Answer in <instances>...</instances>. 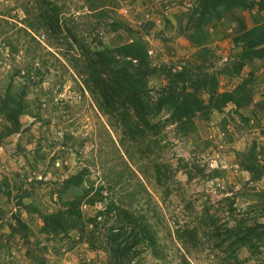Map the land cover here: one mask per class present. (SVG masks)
<instances>
[{
    "label": "rangeland",
    "instance_id": "obj_1",
    "mask_svg": "<svg viewBox=\"0 0 264 264\" xmlns=\"http://www.w3.org/2000/svg\"><path fill=\"white\" fill-rule=\"evenodd\" d=\"M47 1L59 8L64 24L62 35L49 41L41 29H34L39 11L36 7L44 9L43 0H0V97L9 87L14 91L26 87L24 102L28 105L20 117L19 134L0 142V264L107 263L109 256L93 249L95 242L88 232L91 225L56 240L40 231V217L61 208L58 197L65 181L82 168H87L88 174L83 190L92 187L89 196L107 182H115L116 174L127 172L126 181L112 187V193H104L105 203L82 206L85 220L104 210L106 203L117 204L126 187L141 185L151 202L147 205L146 199L142 200L137 211L146 213L153 224L156 252L165 264H222V254L214 243L202 238L209 231L200 226L206 209L210 215L215 214L218 225L232 226L238 220L247 226L264 225V206L259 204L264 201V176L252 181L240 167L241 157L250 151L264 164V59L244 67L237 78L218 77L219 92H231L252 73L248 107L228 105L212 115L208 123H197L198 132L187 138L179 137L175 126H167L162 133L164 150L157 153L153 149V154L141 161L136 153L131 162L119 147V131L109 125L85 88L84 76L66 61L69 57L79 59L76 50L64 46L66 29L73 28L77 38L93 47L98 41L102 46L114 40L117 44L118 34L105 28L116 20L144 39L152 67L174 65L173 70L178 71L192 62L194 49L178 34L172 15L191 10L195 0H135L133 5L131 0H112L114 5L108 7L102 22L105 27L99 25L100 30L89 11L90 0ZM249 1L255 4L253 12L257 11L261 0ZM251 13L226 15L223 27L212 25L208 29L214 56L212 71L223 70L240 51L235 47L237 36L252 27ZM259 16L264 21V10ZM27 22L34 24L32 29ZM148 86L157 89L165 86V81L151 79ZM3 124L0 116V131ZM156 164L167 166L171 172L165 186L155 185ZM212 169L217 175L210 178ZM186 172L194 177L187 179ZM166 190L169 195L165 199ZM69 194L67 200L72 198ZM229 202L234 208L231 216ZM195 226L202 245L187 254L174 234L178 229ZM259 246L251 256L240 252L239 264H264V245ZM137 264H159V260L147 249Z\"/></svg>",
    "mask_w": 264,
    "mask_h": 264
},
{
    "label": "trees",
    "instance_id": "obj_2",
    "mask_svg": "<svg viewBox=\"0 0 264 264\" xmlns=\"http://www.w3.org/2000/svg\"><path fill=\"white\" fill-rule=\"evenodd\" d=\"M43 1L41 4L44 9L36 7L39 11L34 19V29H41L49 41L52 37L62 35L64 24L62 25L59 8L47 0ZM94 1L87 3L99 28V25H104L102 22L107 18L108 7L111 9L114 2ZM134 2L135 0H131L130 4L133 5ZM262 2L263 0L257 4L254 14L255 4L249 0H195V6L191 10L172 15L178 34L194 49L192 62L182 65L178 71L173 70L174 65L152 67L144 39L116 20L103 27L118 34L120 40H117V44L114 40L109 45L102 46L98 41L93 47L77 38L73 28L66 29L68 38L64 40V46L67 50L74 49L79 53L78 60L69 57L66 61L79 76H84L83 84L98 110L107 117L109 125L119 131L121 138L119 137L118 144L129 161H134L136 153L141 161L144 156L152 155L153 149L157 153L164 150L161 142L165 137L162 133L167 126H175L178 136L187 138L198 132L197 123H208L212 115L221 113L228 105L242 109L251 104L252 73L231 92H219L218 77L224 75L237 78L244 67H252L254 61L264 59V21L259 16L264 10ZM23 8L25 10V6ZM240 11L252 12V27L238 34L235 47L240 51L233 56V61L223 70L214 72L211 66L214 58L210 49L212 38L208 29L212 25L214 28L222 25L226 15ZM34 24L27 22L30 29ZM31 41L37 44L33 38ZM151 79H162L165 86L150 89L148 85ZM17 89L14 91L9 87L0 97V116L6 123L0 131V142L19 134L20 117L28 109L24 102L26 87ZM240 167L250 175L252 181H258L264 176V164L258 162L252 151L241 157ZM153 169L156 187L165 186L166 180L171 178L169 168L156 164ZM124 173H127L126 170L116 174L115 182H107L103 187H98L94 195L89 196L92 187L83 190L88 174L87 168H82L65 181L58 197L61 208L40 217L41 233L56 240L60 237L67 238L71 231H79L86 228V225H91L88 232L95 242L93 249L103 250L109 256L106 264H137L147 249L151 250L159 264H165L163 257L156 252L153 224L147 220L146 213L139 214L137 211L142 200L146 199L147 205L151 202L143 186L126 187L125 193L119 195L117 204L112 201L106 203L104 210L93 218L85 220L82 214L84 204L92 207L105 203L107 197L104 193H112V187L127 180ZM216 175L217 171L212 169L210 178ZM186 176L189 180L194 177L190 173ZM69 193L71 200H67ZM168 195L169 191L166 190L164 198ZM228 204L231 216L234 212L233 202ZM259 204L264 206V201ZM200 219V226L209 229L202 234V238L214 243L213 247L222 254V264H239L240 252L245 251L251 256L257 252L259 245H264V225L253 223L252 226H247L239 220L232 226L218 225L215 214L210 215L208 209ZM111 221V225L107 227ZM174 236L187 254L198 250L202 245L196 226L178 229Z\"/></svg>",
    "mask_w": 264,
    "mask_h": 264
}]
</instances>
